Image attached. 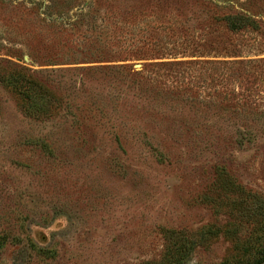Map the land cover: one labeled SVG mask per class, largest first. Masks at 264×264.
Masks as SVG:
<instances>
[{
	"label": "rangeland",
	"instance_id": "rangeland-1",
	"mask_svg": "<svg viewBox=\"0 0 264 264\" xmlns=\"http://www.w3.org/2000/svg\"><path fill=\"white\" fill-rule=\"evenodd\" d=\"M263 248L264 0H0V264Z\"/></svg>",
	"mask_w": 264,
	"mask_h": 264
},
{
	"label": "trees",
	"instance_id": "trees-1",
	"mask_svg": "<svg viewBox=\"0 0 264 264\" xmlns=\"http://www.w3.org/2000/svg\"><path fill=\"white\" fill-rule=\"evenodd\" d=\"M244 22H246V20L244 21ZM238 25L239 24H236V23H230V27L232 28V29H234V30H236V29H238ZM16 79L14 78V79H12L11 81H10V84L12 85V86H15L16 85ZM257 258L255 259V260H253L250 264H263L264 263V248L263 249H261L258 253H257V256H256Z\"/></svg>",
	"mask_w": 264,
	"mask_h": 264
}]
</instances>
